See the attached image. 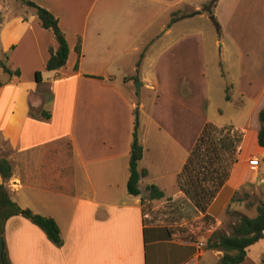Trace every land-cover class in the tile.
Masks as SVG:
<instances>
[{
  "label": "crops",
  "instance_id": "1",
  "mask_svg": "<svg viewBox=\"0 0 264 264\" xmlns=\"http://www.w3.org/2000/svg\"><path fill=\"white\" fill-rule=\"evenodd\" d=\"M16 1L14 12H1L0 4V51L7 54V67L19 70L15 75L0 68V155L12 167L6 182L12 200L53 218L62 245L53 244L29 219L10 217L0 236L10 264H188L195 241L206 246L214 231L229 234L238 216L256 215L254 199L264 202V147L257 143L258 113L264 106V37L257 53L258 78L247 74L241 84L230 76L228 102L236 112L224 117L220 104V117L211 118L195 97L186 99L191 98L187 81L189 92L202 93L207 109L209 76L204 72L196 85L164 53L154 57L151 52L174 24L195 15L160 24L151 42L147 38L164 0H31L55 15L68 45L66 64L48 71L44 64L49 48H57L55 36L41 26L34 9ZM137 80L140 89L156 91L147 106L138 101ZM218 91L227 101L226 87ZM237 98L243 103L239 109ZM135 121L143 148L137 169L147 172L140 177L139 195L127 191ZM208 124L221 130L216 134L224 137L225 146L216 148L212 167L199 169L193 158L185 172ZM233 134L238 142L231 140ZM253 158L259 165L249 164ZM224 170L225 180L201 212L180 177L185 188L201 178L207 187ZM190 171L203 174L195 178ZM151 185L163 197L152 199ZM232 197L237 199L232 202ZM251 210L253 216L247 215ZM222 254L204 247L198 264H216ZM242 264H264V233L247 248Z\"/></svg>",
  "mask_w": 264,
  "mask_h": 264
},
{
  "label": "rangeland",
  "instance_id": "2",
  "mask_svg": "<svg viewBox=\"0 0 264 264\" xmlns=\"http://www.w3.org/2000/svg\"><path fill=\"white\" fill-rule=\"evenodd\" d=\"M3 1L4 5L0 2L1 12L5 8L11 12L15 11L16 0ZM164 1L166 4L154 19L153 27L150 29L151 35L147 38L151 42L156 39L160 24L171 19L173 13L177 19L185 14L195 16L188 20H181L186 17L178 19L181 21L174 24L169 33H164L155 41L151 51L154 52V57L164 53L163 58L175 67L178 65L179 69L183 68L185 75L192 78L196 85L203 82L201 78L204 72L209 76V90L204 93L210 99L207 109L205 103H202V93H198L197 90L189 92L191 89L186 81V91L188 90L186 94L190 93L191 96L186 98L187 101L195 97L197 99L195 103L201 104L209 117H220L218 110L220 104L224 117L228 112H236L234 104L224 101V96L218 89L221 85L228 87L230 76L238 79L241 84L247 74L250 78H258L256 65L259 45L264 37V0H223L214 10V16L221 26V36H218L211 16L202 10L203 4L209 0ZM12 20L9 19V23H13ZM248 55L250 56L247 57ZM0 56H3L1 51ZM135 89L138 92V101H142L146 106L156 99V91L146 90L145 87L140 89L137 84ZM137 107L139 102L135 108V116L139 122L142 113ZM253 214L254 210L247 212L249 216ZM209 260L210 253L206 252L204 262L208 263Z\"/></svg>",
  "mask_w": 264,
  "mask_h": 264
},
{
  "label": "trees",
  "instance_id": "3",
  "mask_svg": "<svg viewBox=\"0 0 264 264\" xmlns=\"http://www.w3.org/2000/svg\"><path fill=\"white\" fill-rule=\"evenodd\" d=\"M1 1V0H0ZM218 0H209L204 3L202 10L207 12L211 19L213 20L216 29L218 31V36H221V26L217 22L213 15V8L215 7ZM20 2L30 9H34L40 24L43 28L51 30L55 36L57 42V48L54 50L52 47L49 48V56L44 64V68L48 71L56 70L63 67L66 64L68 57V45L65 39V35L58 25V19L49 10L44 7L39 6L31 0H20ZM173 13L171 19L168 22L170 26L176 20L187 17L185 14L178 19L174 17ZM2 21V16L0 15V22ZM76 51L80 54V42L78 41L76 45ZM3 59H0V68L2 71L10 74L19 75V70L15 69L11 71L6 65L7 54L5 53ZM37 79H39L40 73H36ZM229 87L226 88L225 99L229 101L231 99ZM242 100L238 99L235 101L236 108L242 107ZM42 115L49 117L50 114L46 111L42 112ZM259 130L257 133V143L259 146L264 147V106L259 110L258 113ZM219 131L212 125H206L200 136L198 143L194 149L192 157L188 164L185 166V172L189 171L190 166L197 163L199 169L207 168L213 166L215 159L214 156L218 152L217 147L225 146L224 137H217ZM220 133V132H219ZM238 142L239 137L235 138ZM230 140V141H231ZM231 141V142H232ZM220 145V146H219ZM143 148L139 141V130L138 122L135 121L134 129L132 132V140L130 143L129 151V177L127 181V191L132 195H139L140 191L138 189V183L141 176L146 175V170L138 171L137 163L142 158ZM198 154V155H197ZM193 158H198L197 161L193 162ZM193 162V163H192ZM211 170V169H210ZM213 173V170H211ZM191 173V171H190ZM192 174V173H191ZM203 174L202 172H195L192 174L195 178ZM12 175V167L9 161L0 155V176L2 177V183H0V236L3 234L5 222L13 216L21 215L29 219L33 224L38 226L46 235V237L55 245H62V238L60 235V230L58 228L55 220L49 216H43L40 214L33 213L28 208H21L15 201L12 200L10 191L6 186L7 180ZM227 176V171L224 170L223 176L214 178L210 186H203L201 179H194L192 183L194 184L191 188H185L183 183H181V177L179 183L184 189L186 195L193 200L194 206L201 212H205L210 201L214 197L216 191L222 185L223 181ZM164 193L158 190L154 185L150 187V197L161 198ZM237 198L232 197V202ZM256 203V215L254 217H248L245 215H240L237 217L236 223L231 227L229 234H225L222 231H214L206 239V249H215L223 252L221 258L216 264H242L246 257L247 248L256 243L258 240L263 238L264 233V202L260 199L255 198ZM0 264H10L4 249L0 250Z\"/></svg>",
  "mask_w": 264,
  "mask_h": 264
},
{
  "label": "built area",
  "instance_id": "4",
  "mask_svg": "<svg viewBox=\"0 0 264 264\" xmlns=\"http://www.w3.org/2000/svg\"><path fill=\"white\" fill-rule=\"evenodd\" d=\"M249 164L251 166H257L259 165V159L258 158H253L251 160H249ZM194 247L196 248L195 249V254L194 256L187 262L188 264H198V260H199V257L201 256L203 250H204V247H205V243L203 240H199V241H195L193 243Z\"/></svg>",
  "mask_w": 264,
  "mask_h": 264
},
{
  "label": "water",
  "instance_id": "5",
  "mask_svg": "<svg viewBox=\"0 0 264 264\" xmlns=\"http://www.w3.org/2000/svg\"><path fill=\"white\" fill-rule=\"evenodd\" d=\"M137 85H140V82L136 81ZM0 250H2V238L0 237Z\"/></svg>",
  "mask_w": 264,
  "mask_h": 264
}]
</instances>
